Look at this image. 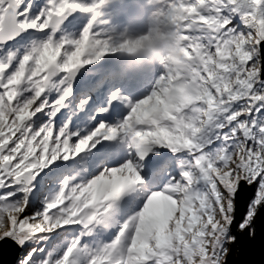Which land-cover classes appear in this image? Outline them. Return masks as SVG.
I'll use <instances>...</instances> for the list:
<instances>
[{"label":"snow or ice","instance_id":"1","mask_svg":"<svg viewBox=\"0 0 264 264\" xmlns=\"http://www.w3.org/2000/svg\"><path fill=\"white\" fill-rule=\"evenodd\" d=\"M257 239L264 0H0V264H230Z\"/></svg>","mask_w":264,"mask_h":264},{"label":"water","instance_id":"2","mask_svg":"<svg viewBox=\"0 0 264 264\" xmlns=\"http://www.w3.org/2000/svg\"><path fill=\"white\" fill-rule=\"evenodd\" d=\"M2 259L3 264H10L11 255L8 254L7 250ZM230 264H264V242L257 239L247 245L243 251L238 249L232 256Z\"/></svg>","mask_w":264,"mask_h":264},{"label":"clouds","instance_id":"3","mask_svg":"<svg viewBox=\"0 0 264 264\" xmlns=\"http://www.w3.org/2000/svg\"><path fill=\"white\" fill-rule=\"evenodd\" d=\"M163 37V36H161ZM151 47L157 53H161L165 56H175L178 55L177 45L173 39H163V44L159 45L157 40L150 41Z\"/></svg>","mask_w":264,"mask_h":264},{"label":"rangeland","instance_id":"4","mask_svg":"<svg viewBox=\"0 0 264 264\" xmlns=\"http://www.w3.org/2000/svg\"><path fill=\"white\" fill-rule=\"evenodd\" d=\"M104 12V16H103V19H106V20H109L110 19V6H105V8L102 10ZM163 37H159L157 38V42L159 45H162L163 44Z\"/></svg>","mask_w":264,"mask_h":264}]
</instances>
